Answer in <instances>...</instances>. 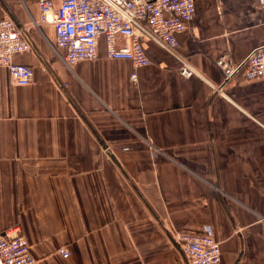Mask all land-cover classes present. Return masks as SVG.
Wrapping results in <instances>:
<instances>
[{
    "label": "crops",
    "instance_id": "obj_1",
    "mask_svg": "<svg viewBox=\"0 0 264 264\" xmlns=\"http://www.w3.org/2000/svg\"><path fill=\"white\" fill-rule=\"evenodd\" d=\"M6 16L34 79L0 65V231L19 224L37 264H186L168 233L183 230L212 234L219 264H264V77L215 64L264 45L262 5L196 0L181 57L148 38L147 66L109 58L104 36L68 65L38 0H0Z\"/></svg>",
    "mask_w": 264,
    "mask_h": 264
},
{
    "label": "built area",
    "instance_id": "obj_2",
    "mask_svg": "<svg viewBox=\"0 0 264 264\" xmlns=\"http://www.w3.org/2000/svg\"><path fill=\"white\" fill-rule=\"evenodd\" d=\"M256 2L264 7V0ZM38 5L40 22L54 26V49L68 65L97 57L101 36L105 38L109 58H127L136 66L152 63L144 45L148 38L181 57L178 34L188 29L196 10V0H38ZM32 49L26 27L18 25L10 16L0 19V65L8 67L13 83L28 85L33 81L34 68L14 61V55ZM215 64L225 82L239 74L246 79L263 78L264 45L253 49L238 63L225 51ZM180 74L190 77L195 70L182 59ZM132 80H138L136 72ZM168 233L170 242L180 251L186 264L221 262V244L212 234L184 230ZM58 252L64 257L72 254L66 246L59 247ZM0 264H37L19 224L0 231Z\"/></svg>",
    "mask_w": 264,
    "mask_h": 264
},
{
    "label": "water",
    "instance_id": "obj_3",
    "mask_svg": "<svg viewBox=\"0 0 264 264\" xmlns=\"http://www.w3.org/2000/svg\"><path fill=\"white\" fill-rule=\"evenodd\" d=\"M115 160V159H114Z\"/></svg>",
    "mask_w": 264,
    "mask_h": 264
}]
</instances>
